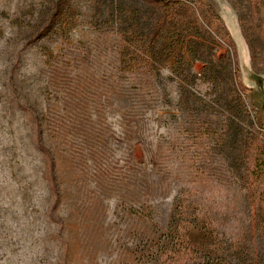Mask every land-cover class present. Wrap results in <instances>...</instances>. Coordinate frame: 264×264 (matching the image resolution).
<instances>
[{"label": "rangeland", "instance_id": "1", "mask_svg": "<svg viewBox=\"0 0 264 264\" xmlns=\"http://www.w3.org/2000/svg\"><path fill=\"white\" fill-rule=\"evenodd\" d=\"M165 1L0 0V264H264V0Z\"/></svg>", "mask_w": 264, "mask_h": 264}, {"label": "trees", "instance_id": "2", "mask_svg": "<svg viewBox=\"0 0 264 264\" xmlns=\"http://www.w3.org/2000/svg\"><path fill=\"white\" fill-rule=\"evenodd\" d=\"M146 1L152 5H155L159 8L165 9V10H170L173 6V3H171L170 1H165V0H146ZM66 4H68V0H57V4L55 6L56 11H55V16H54L55 22L58 19V17L60 16L61 11L64 10V8L66 7ZM125 63L128 64L131 68H135L137 65L147 66V65L151 64L150 62L147 61V59H145V57L135 55V54H129V56L127 57V61H125ZM235 68H236V73H237L238 68L236 67V61H235ZM236 78H237V84L240 87L241 82L238 80V74L236 75ZM49 156H50V158L53 159V157H51L52 156L51 154H49ZM54 168H56V167H54ZM188 208H189L188 205H186V206L180 205V209H181V211L179 212L180 215L185 214ZM199 220H200V224H203L205 226L207 225L204 220H201V219H199ZM190 226H192V225L191 224L187 225V227H190ZM177 228L178 227H176V229H174V231H172L173 234H172L171 239H170V243H172V248H168L165 246L168 249V250H166L165 254H168L169 252H174L176 247L180 248L179 251H183V250L184 251H187V250L190 251L189 249H191V247L194 244H198V245H201V248H203V251L206 248V251L208 252L209 258H208V260L205 261L204 264H231L229 261L226 260V258H223V257L221 258L222 250L219 247H216V246L212 247V244L210 241V236H211L210 234H208L207 232L201 233V235L198 234V237L199 238L201 237L202 239L201 240L198 239L197 241H194L192 239V237H193L192 233L189 235L186 230L179 231ZM207 229H208V227H207ZM242 246H246V245H245V243H243V241H240L239 247H236V248L240 249ZM228 251L230 252V250H228ZM236 253L239 255V251H237ZM162 255L163 254H161L158 258L159 264L163 260ZM214 256L215 257L218 256L219 259L217 261H214V260H216V258ZM246 257H247L246 259L244 258L246 264H254V260H252L253 259L252 254L251 255L247 254Z\"/></svg>", "mask_w": 264, "mask_h": 264}]
</instances>
